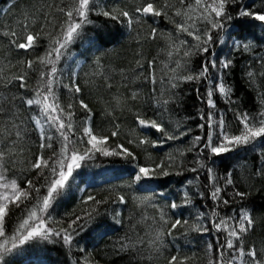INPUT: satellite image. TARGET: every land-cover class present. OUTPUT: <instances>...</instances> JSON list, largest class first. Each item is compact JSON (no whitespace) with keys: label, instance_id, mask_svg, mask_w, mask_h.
Here are the masks:
<instances>
[{"label":"trees","instance_id":"obj_1","mask_svg":"<svg viewBox=\"0 0 264 264\" xmlns=\"http://www.w3.org/2000/svg\"><path fill=\"white\" fill-rule=\"evenodd\" d=\"M146 2L148 0H98L100 8L107 6L114 12L126 9L133 13L137 6ZM156 2L162 7L165 0ZM169 3L173 7L168 10L167 17L149 16L139 24L134 23L131 29L126 24L93 14L90 17L93 24L86 26L81 37L64 50V56L56 64L57 79L61 84H69L75 79L81 93L74 95L65 88L55 86L60 103L65 108L69 103L74 105L73 122L80 127L87 116L79 106V99H83L92 111L91 127L94 132L98 136L107 137L106 144L101 146L117 153L124 148L132 155L105 156L97 153L94 159L84 161L81 168L74 170L69 185L61 190L48 211L40 213L49 217L45 226L56 230L67 229L77 216L82 218L78 223H84L93 209L100 213L94 223L89 224L79 235L73 236L70 246L64 245L62 241L53 243L36 239L13 250L0 260V264H168L172 256H176L183 264H208L210 254L207 244L217 243V233L209 223L213 207H216L221 218L238 216L241 210H247L255 225L244 236L245 250L255 245L261 252V258H264V176L255 175L258 168H264V159L261 158L264 138L253 145L218 157H212L210 152L204 151V157H210L208 164L214 169L217 182L222 188V199L230 201L227 206L222 202L215 204L210 198L211 188L208 187L206 170L201 169L199 173L189 170L198 167L196 161L200 149L187 151L195 136L206 137L208 131L207 127L203 131L197 127L203 123L199 119L200 111L206 114L208 106L197 99L194 90L199 87L201 93L206 95L211 85L205 80L199 84L180 82L178 88H171L169 81L173 73L169 69L175 67L177 60L183 62L185 58L182 47L179 53L170 47L174 41L178 43L172 21H183L174 15L181 7L179 0H169ZM244 3L257 10H264V0H244ZM53 5L55 7H50ZM72 6L73 0H0V96L31 98L39 82L40 71L47 72L51 67L40 64L38 59L45 56L49 46L46 35L42 36L35 49L25 53L11 48L9 38L2 33L13 29L23 37L26 35L23 30L25 24L29 25V31L39 32L43 26L46 32L54 33L58 30L55 26L64 19L57 9ZM231 10L235 14L236 8ZM42 13L48 14L51 24ZM153 27L158 29L155 39L150 38ZM237 27L245 33L264 36V30L255 21ZM97 37L100 38L97 43L89 44L90 39ZM181 38L195 43L191 37ZM220 47L216 45L217 50ZM230 47L231 41L219 52L217 61L227 57L234 61L233 66L222 77L210 69V78L213 84L219 83L218 77L222 78L234 89V98L238 103L226 104L218 93L214 99L220 110L217 116L224 117L230 134H238L242 125L236 118L237 110L251 116H258L264 110L261 104V96L264 95V64L257 59L264 57V43H258L249 52H229ZM169 51H172L171 57ZM203 59L193 55L191 68L198 71ZM21 60H34L36 64L33 69L26 70L25 65L19 63ZM149 61H154L152 68H149ZM247 71L255 73L254 80L247 78ZM21 73L26 74L27 89L19 88L18 81L5 87L6 78ZM152 77L156 80L155 84L151 82ZM134 92L137 94L135 100L132 99ZM173 93L176 94L175 103L171 102ZM165 100L169 101L167 105L163 103ZM14 104L17 118L0 117V149L8 147L12 150V154L0 165V170L8 180L16 179L21 188L27 189V180H33L36 187H40L39 196L42 198L47 195V187L41 185L45 184V177L51 180V172L48 168L32 169L30 162L39 155L47 159L54 152L59 154L61 144L53 141L51 148L41 150L37 126L31 120L33 116L39 115L38 109L35 106L28 108L20 99H16ZM138 115L146 120L162 121L170 133L176 131L178 123L181 130L191 129V132L181 140L153 146L152 141H159L163 137L154 129L140 128L137 124ZM13 124L16 127H12ZM117 126L118 135L112 136ZM18 129L26 130L22 139L15 136ZM11 140H16V145L13 146ZM141 140L147 142L141 143ZM177 149L184 150V156H180ZM170 156H174L175 160H169ZM154 164L171 165L165 169L171 174L134 181L139 167H151ZM178 171L182 174L176 175ZM228 173H231L234 181L232 185L224 183ZM197 175L199 179H196ZM188 180H193V185L186 186ZM186 190L190 192L191 203L173 214L165 206L172 201L183 204V193ZM161 191L166 194L163 198L159 195ZM236 191L247 195L241 199L235 196ZM201 192L205 194L204 197L199 194ZM30 195L32 199L24 201L19 208L11 207L5 221L7 237H11L22 220L28 218L29 210L36 204V193L30 190ZM89 196L105 203L96 204L88 199ZM120 196L125 197L124 203L119 201ZM145 197L150 199L144 200ZM161 208L171 218L165 228L175 219L189 221L188 226L179 229L173 236L165 234L162 246L159 242L155 245L149 243L155 239L156 231L159 230ZM200 212L204 213V217L197 221ZM117 219L121 221L120 224L115 223ZM200 225L208 227L210 233L191 230V226ZM73 227L76 228L75 225ZM225 235L224 232L220 233L221 238ZM138 238H143V244L138 242ZM3 239L0 238V242ZM122 243L129 247L121 250ZM236 264H241V261L237 260Z\"/></svg>","mask_w":264,"mask_h":264},{"label":"snow or ice","instance_id":"obj_2","mask_svg":"<svg viewBox=\"0 0 264 264\" xmlns=\"http://www.w3.org/2000/svg\"><path fill=\"white\" fill-rule=\"evenodd\" d=\"M179 5L181 7L175 11L174 15L181 17L183 22L177 23L175 20L172 21L177 32L176 41L178 43L174 41L170 47L177 53L180 52L182 47L185 59H183V62L177 60L175 67L169 69L173 73L169 81L171 88H178L180 82L199 84L205 80L211 85L207 88L206 95L201 93L199 87L194 90L197 99L208 106L206 114L203 110L200 111L199 119L203 123L198 124L197 127L201 131L207 127L208 131L206 137L195 136L192 146L187 149L188 152L200 149L196 161L198 167H193L189 170L195 173H199L201 169L206 170L208 187L211 188V200L217 205L222 202L224 206H227L230 201L222 199V188L217 182L214 169L208 164L210 157H204L203 153L207 151L210 152L212 157H218L235 151L238 148L253 145L259 139L264 138V110L258 116H251L247 112L237 110L236 118L239 120L242 128L238 134H230L227 130L224 117L222 115L217 116L220 110L214 97L218 93L224 99V102L229 105L236 104L238 101L234 98V89L222 78L218 77L219 83H212L210 69L215 70L222 77L223 73L233 66L234 61L227 57L220 59L219 62L217 61L219 52L223 51V48L228 45L229 41H231L229 52L233 50L249 52L258 43H264V36L257 37L255 33H245L237 27L248 21H255L264 30V10H257L255 7L247 5L244 3V0H179ZM172 7L169 0H165L162 7L157 4L156 0H148V2L141 6H137L134 13L126 9L114 12L107 6L100 8L98 0H73L71 8L60 7L57 9L64 19L55 26L58 30L54 33L46 32L43 26H41L39 32L29 31L28 24L23 26V30L26 33L23 37L13 29L2 33V35L9 38L8 44L11 48H15L17 51L23 50L25 53L35 49L42 36L46 35L49 40V46L46 49L45 56L38 59L40 64L44 66L50 65L51 67L47 72L40 71L39 82L31 98L0 96V117L11 116L13 119L17 118V113L14 111L16 107L14 101L16 99H20L22 104L28 108L35 106L39 111V115L33 116L31 120L37 126L40 135V149L51 148L52 142L58 141L61 144V150L59 154L54 152L53 156L47 159L43 155H39L34 161L30 162L32 169H50L51 180L49 181L48 177H45V184L41 185V187H47V195L42 198L39 196L40 187H36L33 180H27L28 188L25 189L20 187L16 179H12L9 182L7 177L3 173H0V188L4 189V192L0 194V238H4L3 242H0V260H3L13 250L36 239L53 243L62 241L64 245L70 246L73 242V236L79 235L89 224L94 223L96 218L100 216V213L96 209H93L92 213L88 214L87 220L84 223H78L82 218L77 216L68 225L67 229L61 228L59 230L46 227L45 225L49 217L40 215V213L48 211L52 206V202L61 194V190L69 185L74 170L81 168L84 161L94 159L97 153L105 156L118 154L132 155L131 152H128L124 148H121V152L117 153L101 146L106 144L107 137L98 136L94 132V129L91 127L92 111L83 99H79V106L87 113V116L81 122L80 127H77L73 122L75 114L72 109L74 105L69 103L65 108L60 103L55 86L65 88L74 95L81 93V88L75 79L69 84H61L57 79L58 69L56 64L64 56V50L81 37L86 26L93 24V20L90 18L93 14L126 24L131 29L134 23L139 24L149 16L167 17L168 10ZM232 8H236L235 14H233ZM196 13H199V15H195ZM42 15L45 20H48V14L42 13ZM48 23L51 24V21L48 20ZM157 34L158 29L153 27L150 38L155 39ZM181 36L191 37L195 43L193 44L188 39L181 38ZM99 39V37L90 39L89 44L97 43ZM217 44L221 45L218 50L216 49ZM168 55L171 57L172 51H169ZM193 55H199L204 58L198 71L190 66ZM257 59L261 64H264V57H258ZM19 63L25 65L26 70H30L33 69L36 61L21 60ZM148 64L149 68H152L154 61H149ZM246 76L251 81L254 80L255 73L247 71ZM146 79L148 78L146 77ZM14 81L19 82V88L21 89L29 87L25 73L6 78L5 87ZM151 82L153 84L156 83L154 77L151 78ZM109 87H111L110 84ZM136 98L137 94L134 92L132 99L135 100ZM171 102H177L175 93L172 94ZM157 103L159 104V101ZM163 103L167 105L169 101L165 100ZM261 104L264 105V95L261 96ZM137 124L142 129H154L157 133L161 134L163 139L152 141L153 146L162 145L167 141L181 140L191 132V129L181 130L178 123L176 131L170 133L162 121L155 119L146 120L139 115L137 116ZM12 127H16V125L13 124ZM118 128L119 126H117V130L112 132V136L118 135ZM217 129H219L218 133ZM25 134L26 130L24 129H18L15 132V136L18 139H22ZM140 142L145 143L147 141L141 140ZM10 143L14 146L17 141L11 140ZM87 145H91V147H87ZM177 152L180 156H184L185 154L184 150L181 149H177ZM11 154V148L5 147L0 149V165ZM261 158L264 159V153L261 154ZM169 160L174 161L175 157L170 156ZM12 162L15 163V161ZM170 166L168 164H154L151 167L141 166L134 177V181L140 182L144 178L167 177L171 173L165 169ZM6 171L7 168H5ZM175 174L181 175L182 172L178 171ZM255 175L264 176V168H258ZM196 179H199V175H197ZM193 183V180H188L186 186L193 185ZM224 183L227 185L234 183L231 179V173H228ZM9 188L11 189L10 193L8 191ZM30 190L36 193L37 202L29 210L28 218L22 220L11 237H7L5 221L11 211V207L19 208L24 201L32 199ZM199 194L201 197L205 195L203 192ZM159 195L162 198L166 196L163 191ZM246 195L247 193L245 192H235V196L241 199ZM88 199L93 200L96 204L105 203V201L95 200L91 196ZM118 199L121 203L125 202L124 196H120ZM149 199L150 197L144 198V200ZM190 203V192L186 190L183 193V204L172 201L165 207L172 210L173 214H175L177 209ZM159 211L160 227L156 231L155 239L149 243L155 245L159 242V245L162 246L165 234L173 236L176 231L188 226L189 221L175 219L169 227L165 228L164 226L169 225L171 218L164 208L159 209ZM117 216H119V213H117ZM201 217H204L203 212L198 214L196 217L197 221ZM115 223L120 224L121 221L117 219ZM153 223H156V221L153 220ZM209 223L211 224V228L217 233V243L216 245L211 242L207 244L210 254L208 264H236L237 260H240L241 264H264V258H261V252L255 245L245 250L246 246L243 243L244 236L252 231L255 225L253 217L247 210H241L238 216L221 218L216 207H213ZM74 225L76 228L73 227ZM95 226L99 227V224ZM191 230L202 234L210 233V229L203 225L191 226ZM221 232L226 234L223 238L220 236ZM138 242L143 244V238H138ZM9 243L11 244L10 247L8 246ZM128 247L129 245L126 243L121 244V250ZM245 257L249 259H244ZM168 264H183V262L178 261L176 256H172Z\"/></svg>","mask_w":264,"mask_h":264},{"label":"rangeland","instance_id":"obj_3","mask_svg":"<svg viewBox=\"0 0 264 264\" xmlns=\"http://www.w3.org/2000/svg\"><path fill=\"white\" fill-rule=\"evenodd\" d=\"M0 173H2L1 170H0ZM8 181L10 182L11 180H8ZM8 191L10 193L11 192V189L9 188ZM3 192H4V189L3 188H0V194H2Z\"/></svg>","mask_w":264,"mask_h":264}]
</instances>
